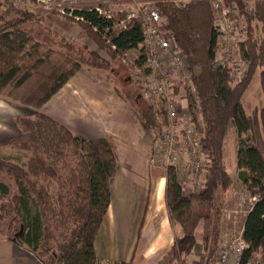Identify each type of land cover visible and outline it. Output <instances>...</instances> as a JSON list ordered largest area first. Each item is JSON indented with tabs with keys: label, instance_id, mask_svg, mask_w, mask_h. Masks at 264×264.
Here are the masks:
<instances>
[{
	"label": "trees",
	"instance_id": "1",
	"mask_svg": "<svg viewBox=\"0 0 264 264\" xmlns=\"http://www.w3.org/2000/svg\"><path fill=\"white\" fill-rule=\"evenodd\" d=\"M185 1L178 6L173 0H159L156 6L168 19L197 88L199 103L189 95V110L209 165L200 193L186 194L174 172L167 171L166 201L175 242L160 264L182 263L195 252L201 221L207 222L203 246L205 251L209 249L212 217L218 228L222 220L217 195L233 182L225 162V142L233 128L238 134L250 133L252 145L239 144L238 168L243 186L253 195H261L245 220L243 237L250 249L244 263L259 255L256 264H264V0H256L247 15L249 37L240 52L248 69L239 83L233 82L230 68L215 64L217 37L211 1ZM234 1L244 10L243 0ZM74 16L83 19H76L77 23L98 45L99 51L84 49L88 57L82 52L73 58L38 41L26 25L33 20L32 13L0 8V95L36 109L32 115L18 117L20 136L12 142L32 152L27 168L0 158V234L26 246L43 264H104L96 255L94 243L110 205L118 156L109 138H81L38 109L83 66L107 70L119 61L125 64L131 51H144L142 20L134 19L126 29L115 30L113 19L97 10L80 11ZM142 62L143 58L139 60ZM255 77L260 80L263 105L247 114L243 98ZM137 86L136 98L115 90L138 111L156 137L163 126L154 109L141 100ZM140 102L147 107L141 109ZM53 184L55 192L51 191ZM30 202L37 207L33 217ZM215 251H210L206 264L215 263Z\"/></svg>",
	"mask_w": 264,
	"mask_h": 264
},
{
	"label": "crops",
	"instance_id": "2",
	"mask_svg": "<svg viewBox=\"0 0 264 264\" xmlns=\"http://www.w3.org/2000/svg\"><path fill=\"white\" fill-rule=\"evenodd\" d=\"M60 32L71 40H84L77 26ZM11 111L0 102V116L14 119L17 115ZM41 111L81 138H109L116 148L111 201L94 243L98 259L104 264H160L174 245L175 230L166 201L167 176L151 164L153 134L138 111L90 68H81ZM13 119L6 126L0 123V149L11 142L3 140L20 135Z\"/></svg>",
	"mask_w": 264,
	"mask_h": 264
},
{
	"label": "built area",
	"instance_id": "3",
	"mask_svg": "<svg viewBox=\"0 0 264 264\" xmlns=\"http://www.w3.org/2000/svg\"><path fill=\"white\" fill-rule=\"evenodd\" d=\"M4 1L26 9L34 1L47 3L51 0H0V8L4 7ZM173 1L178 6L187 2ZM210 1L215 16L217 37L215 64L230 68L233 82L239 83L246 77L248 69V64L241 57L240 48L249 37L247 15L253 10L256 0H243L244 10L234 0ZM97 11L103 15L100 9ZM107 18L111 19V16ZM76 19L83 20L77 17ZM134 19L142 20L144 26V51L143 53L136 51L138 55L135 62L129 63L131 65L129 73L139 85L141 100L154 109L163 126L161 133L153 137L156 143L151 155V164L166 171H173L177 183L183 189L190 188V193H199L207 179L209 161L201 135L189 110V95L199 103L191 71L175 35L169 29L168 19L161 14L155 3L143 2L130 9L128 21ZM126 27L127 25L123 29ZM141 58L142 64L139 63ZM260 197V194L253 195L250 201L251 208L247 211L242 210L243 203L235 211H224V217L229 220L234 215L235 218L240 214L245 216L237 237L232 238L229 232L225 233V240L214 264H245L244 256L250 246L243 237L244 224L247 215ZM251 261L246 264H252Z\"/></svg>",
	"mask_w": 264,
	"mask_h": 264
},
{
	"label": "rangeland",
	"instance_id": "4",
	"mask_svg": "<svg viewBox=\"0 0 264 264\" xmlns=\"http://www.w3.org/2000/svg\"><path fill=\"white\" fill-rule=\"evenodd\" d=\"M158 1L159 0H51L47 3L34 1L31 6L26 9L18 8L4 1L3 10H9L14 7L16 9L32 13L33 20L28 22L26 25L28 27L27 29L32 32L38 41L46 43L52 49L63 51L73 58H78L82 52L86 55V52H84V49L87 47L86 43H89L90 47L87 48L90 50L99 51V48L98 45L88 37L87 32L84 30L82 25L77 23L74 13L100 9L103 13V16H111V19H113L115 24V30H120L129 23L128 11L130 9L136 8L140 3L143 2H152L157 5ZM76 26L79 27L81 33H83L82 35L84 40L82 42H77L75 40H71L70 38L64 37L63 33L60 32L65 31L67 27ZM105 38H107L106 35H103V39ZM100 54L103 57L108 58V56L103 51H100ZM137 55L138 53L136 51H131L127 55V63L121 64V61H119L118 63L113 64L107 70H95L98 71L101 76H103V80L105 82L119 89L122 95L131 93V95L136 98L138 94V86L137 83H135V80L131 78L132 76L129 73L131 69V65L129 63L131 61L135 62ZM86 56L88 57V55ZM82 68L89 69L87 65L83 66ZM119 97L122 98L126 103H129L121 95H119ZM0 102L1 107H10L12 110L11 113L17 115L14 117V119L11 116L8 118L7 114L1 115L0 123L5 124L3 126L9 124L13 119L17 127H19L18 117H26L28 115H32L33 111H36V109L33 107L23 105L20 102L13 100L8 95H0ZM243 103L247 114H251L255 108H260L263 105V94L261 91L259 77H255L253 80L243 98ZM139 105L141 109H143L144 106L147 107V105H144L142 102H140ZM185 106L186 105H183V107ZM17 107L21 109H27L29 112H31L22 113L16 111L15 108ZM42 107L38 109L40 112H42ZM183 107L181 106L180 108L182 109ZM19 136L14 138L8 137L6 140H3L11 142L8 147H3L0 149V158L26 167L32 156V152L21 149L17 147L16 144H12V142L17 140ZM241 141L246 145H252V142L250 141V133L244 132L238 134L236 129H231L225 142V162L228 173L233 177V182L228 190H220L217 195L216 205L222 211V220L220 223V228H218V225L215 227L216 222L214 216L212 217L210 222L211 224L209 225L211 234L209 249L205 251L203 246L207 222L201 221L196 230L199 246L197 245L198 247L195 249V252L189 257L185 258L182 263L177 262L174 264H206L209 260L208 257L210 255V251L213 248L216 249L214 255V259L216 261L221 245L223 244L222 242L225 240V233L229 232V234L232 235V238L237 237L240 234L245 214H238L239 216L237 215L238 217L236 218L234 215L229 220L224 217V211H235L236 209L240 208L241 203H243V207H241L242 210L247 211L252 205L250 201L253 197V194L243 186L241 182V171L238 168L237 155ZM153 167L156 166L153 165ZM160 169H162L167 175V171L164 168ZM189 189H184V191L187 190L186 194H190ZM51 191H57L56 184L52 185ZM201 191H199V193ZM28 205L32 210V217L35 216V212L37 211L35 203L30 202ZM1 225L3 228L4 224ZM215 235L218 237V242H215ZM3 237L4 238H0V264H38V260L41 262V260L37 257V254L29 251L26 246L17 245L7 239L5 236ZM259 259V255H254L251 263L256 264Z\"/></svg>",
	"mask_w": 264,
	"mask_h": 264
},
{
	"label": "water",
	"instance_id": "5",
	"mask_svg": "<svg viewBox=\"0 0 264 264\" xmlns=\"http://www.w3.org/2000/svg\"><path fill=\"white\" fill-rule=\"evenodd\" d=\"M23 232V229L21 230V233Z\"/></svg>",
	"mask_w": 264,
	"mask_h": 264
}]
</instances>
